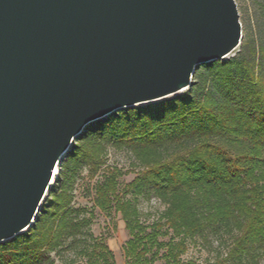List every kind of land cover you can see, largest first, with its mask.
<instances>
[{
  "label": "trees",
  "instance_id": "trees-1",
  "mask_svg": "<svg viewBox=\"0 0 264 264\" xmlns=\"http://www.w3.org/2000/svg\"><path fill=\"white\" fill-rule=\"evenodd\" d=\"M247 28L242 51L201 75L196 70L197 85L183 95L90 125L83 133L89 146L63 165V192L41 207L25 234L0 243V264H54L51 252L72 247L87 264H116L104 240L89 232L91 215L77 218L69 194L77 171L96 168L109 142L128 150L140 168L127 192L165 205L145 224L137 199L119 194L117 169L95 186L94 205L124 224L125 264H197L182 260L187 242L220 229L230 242L218 264H257L264 257V32Z\"/></svg>",
  "mask_w": 264,
  "mask_h": 264
},
{
  "label": "water",
  "instance_id": "water-1",
  "mask_svg": "<svg viewBox=\"0 0 264 264\" xmlns=\"http://www.w3.org/2000/svg\"><path fill=\"white\" fill-rule=\"evenodd\" d=\"M239 19L234 0H0V243L33 224L86 125L196 86Z\"/></svg>",
  "mask_w": 264,
  "mask_h": 264
},
{
  "label": "rangeland",
  "instance_id": "rangeland-1",
  "mask_svg": "<svg viewBox=\"0 0 264 264\" xmlns=\"http://www.w3.org/2000/svg\"><path fill=\"white\" fill-rule=\"evenodd\" d=\"M234 1L240 14L239 20L243 27V40L248 30L247 26L249 25L255 28L258 26L260 27V31L264 32V0ZM241 51L242 46L240 44L222 61L236 56ZM203 72L204 69L200 70L198 75H201ZM185 90L174 96H170L159 101L135 105L134 108L147 107L172 100L183 95ZM105 118L97 121L96 123L105 120ZM96 123L86 125L83 128V133H87L89 130L88 127L90 125L95 126ZM89 143L90 140L85 137V140H83L82 143H80V141L78 142L76 146L79 145V147L76 148L74 152L81 153L89 146ZM65 162H63L60 166L59 175L57 173V168L55 169L50 184L51 186L56 179H58V188L49 198L42 201L40 209L41 207L48 205V200L52 202L63 192V165ZM136 164V161L128 150L118 147L113 142H109L104 147L97 167L93 169L86 166L81 167V169L77 171L75 181L69 190V194L72 198L71 207L78 210L77 218H87L91 215V224L88 228L89 232L93 235V237L104 240L112 252L116 264H125L122 246L128 239V235L124 229V224L121 221L119 214L115 213L113 210L110 212H102L94 205L95 186L104 180V177L111 169H117L121 173L117 179L118 192L124 199H137L136 205L142 222L145 224H151L165 208V205L159 202L154 196L142 197L136 196L133 192H127V188L125 186L133 180V178L137 175V172L140 170L139 166ZM27 231L28 229L23 230L19 235L25 234ZM229 242V235L222 229L216 232H208L202 237H195L193 240H189L187 242V251L182 256V260L194 261L197 264H218L220 258L224 257ZM78 251L77 247H72L70 249L59 251L58 253L51 252L49 255L54 261V264H87L85 258L82 257ZM155 264H162V260L155 262ZM257 264H264V257L260 258Z\"/></svg>",
  "mask_w": 264,
  "mask_h": 264
}]
</instances>
